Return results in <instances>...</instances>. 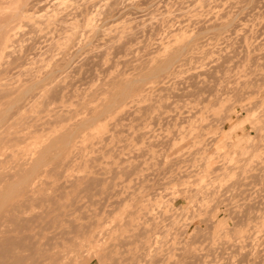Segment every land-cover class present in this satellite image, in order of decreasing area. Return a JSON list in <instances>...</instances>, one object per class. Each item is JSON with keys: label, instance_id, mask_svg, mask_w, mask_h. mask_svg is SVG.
Listing matches in <instances>:
<instances>
[{"label": "rangeland", "instance_id": "374dc122", "mask_svg": "<svg viewBox=\"0 0 264 264\" xmlns=\"http://www.w3.org/2000/svg\"><path fill=\"white\" fill-rule=\"evenodd\" d=\"M14 185L0 264H264V0H0Z\"/></svg>", "mask_w": 264, "mask_h": 264}, {"label": "bare ground", "instance_id": "6f19581e", "mask_svg": "<svg viewBox=\"0 0 264 264\" xmlns=\"http://www.w3.org/2000/svg\"><path fill=\"white\" fill-rule=\"evenodd\" d=\"M42 17V16H41ZM29 23V22H28ZM17 103V102H16ZM3 121V120H2ZM100 137V136H99ZM39 165V164H38ZM37 165V166H38ZM34 169H35V167H34ZM16 186H18V185H14V186H12V187H8L6 190H5V192H3L4 194L2 195V197H0V206L2 205V201H3V197H6L11 191H13L14 190V187H16Z\"/></svg>", "mask_w": 264, "mask_h": 264}]
</instances>
